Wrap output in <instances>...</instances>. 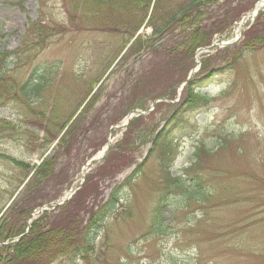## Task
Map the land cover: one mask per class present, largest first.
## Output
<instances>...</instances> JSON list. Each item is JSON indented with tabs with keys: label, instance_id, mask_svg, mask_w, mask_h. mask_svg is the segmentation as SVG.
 <instances>
[{
	"label": "rangeland",
	"instance_id": "374dc122",
	"mask_svg": "<svg viewBox=\"0 0 264 264\" xmlns=\"http://www.w3.org/2000/svg\"><path fill=\"white\" fill-rule=\"evenodd\" d=\"M182 1L161 3L168 12ZM260 1L230 0L244 13L213 42L238 43L195 51L194 68L205 60L213 68L197 90L209 101L183 107L182 97L150 100L157 82L134 89L144 77L168 78H152L163 61L148 51L154 3L143 20L131 2L95 12L86 0H0V52L15 56L0 80V227L43 216L48 229L92 235L87 253L50 264H264V43L245 45L255 22L242 20ZM183 80L171 86L181 90ZM35 81L44 89L27 98ZM137 103L147 108L132 109L142 123H125ZM156 136L172 143L169 160L152 146ZM62 138L79 143L67 153ZM114 147L112 168L104 167ZM48 158L54 168L26 193L35 174L25 169L36 173Z\"/></svg>",
	"mask_w": 264,
	"mask_h": 264
},
{
	"label": "trees",
	"instance_id": "16d2710c",
	"mask_svg": "<svg viewBox=\"0 0 264 264\" xmlns=\"http://www.w3.org/2000/svg\"><path fill=\"white\" fill-rule=\"evenodd\" d=\"M161 1L162 0H86L87 3H85V5L88 10L101 12L107 5H110L113 9L117 8L118 10H122L131 2L128 7L133 8V10L141 11V13L144 14L142 16L143 20H146L149 18V12L154 3L151 13L152 15L149 21L150 25L154 27L153 39L155 40L151 43L148 51L154 57L160 58L163 61L159 62L162 67L160 72L156 71L155 73H152V78L156 74L161 77L162 73L165 75L168 74V78L165 77L167 79L158 81L150 79V81H148L149 84H146L144 83V77L134 85V89L141 87L146 90L153 83L157 82L158 87L156 89L158 92L150 95V100L175 101L178 100L179 87L174 88L171 86L174 77L184 74V80L181 83L184 84V82L187 81L189 74L194 69L193 57L195 56V51L200 48L211 46L214 37L216 35L223 36L225 29L231 30L236 22V19L244 12H242V10L235 9L236 6L233 7V5L230 4V0H184L176 8H172L170 11L165 12L164 5ZM140 26L141 25L137 24L136 31H138ZM157 26H160L161 28L159 29ZM177 30L179 32L175 33ZM244 39L245 45L248 44L247 47H253L258 43H264V14H260L257 17L256 23L246 32ZM12 57L15 58L14 53L0 52V80L2 79L1 74L7 73L8 65L6 63ZM206 63L207 60H205L202 64V68L199 73L195 74L193 79L186 85L182 95V99L185 100L183 107L190 105L196 106L200 102L209 101L206 96L197 91L198 89L206 88V83H208L209 79L213 77L211 75L213 74V68L206 65ZM38 80L40 81V79ZM43 89V84L35 81L33 85L29 87L28 91H26V89L24 90V95H26L27 98H33V96H39ZM129 109L128 113H130L132 109L144 110L147 108L145 107V104L138 106L137 103L136 105H131ZM142 117L133 120L132 124L142 123ZM120 118L121 117L117 120H113L115 121L113 124H117ZM76 124V121H74L70 125L67 133L64 134L65 137L73 136L74 132L77 130ZM66 126L67 125L65 124L63 129H66ZM57 133H60V130H57ZM55 139H57V137ZM157 139L158 138L154 140V148L156 149L159 147L164 154V160H166V158L169 160L171 157L170 152L173 149L172 143L167 141V139L164 141ZM78 143L79 141H76L74 146H77ZM71 144H65V140L62 138L59 141L58 146L68 153L74 147ZM73 149H75V147ZM114 149L115 147L112 148L111 152L103 160L105 165L104 167H106V165H110L109 167L112 168L115 154L113 153ZM202 152L204 153V148H199L196 157L197 163H200ZM17 164L20 167L22 165V163ZM54 166V163H51V159L48 158L47 161H44L42 165L37 168L36 173V168H26L25 170L34 172L35 174L28 182L29 184L27 186L26 193L34 184H40V182L36 183L35 180H37V178L40 181L45 179V176L52 171ZM34 181L35 183L30 184V182ZM177 181L180 182L181 179H177ZM127 182H130V180ZM178 188L179 186L177 189ZM181 189L184 188L181 187ZM116 194L117 193L114 192L109 198V205H113L118 201ZM72 200H75V197H73ZM31 212H24L22 214H24L23 216L26 218L28 215H31ZM44 214L47 215V212H44ZM43 219L44 217L41 216L39 219L34 221L27 234H25L27 230V227L25 228L26 225L20 226L12 224L11 227L1 225L0 264H50L57 257L67 255L80 256L91 250L92 243L90 238L92 235H88V237L83 235L82 239L78 240L77 233H69L64 232L63 230L57 231L54 228H46L42 224ZM96 220L97 215L93 216L90 221L91 224H97ZM18 238L20 239L18 240Z\"/></svg>",
	"mask_w": 264,
	"mask_h": 264
},
{
	"label": "water",
	"instance_id": "95a60500",
	"mask_svg": "<svg viewBox=\"0 0 264 264\" xmlns=\"http://www.w3.org/2000/svg\"><path fill=\"white\" fill-rule=\"evenodd\" d=\"M136 113H137V112H136ZM128 119H130V117H129ZM110 144H111V143L108 142V149H106L104 152H102L101 155H100V157H101V156H104V155L107 153V151L111 148V145H110ZM97 161H98V159H93V160H91L90 163L86 166V168L91 169L90 167H92Z\"/></svg>",
	"mask_w": 264,
	"mask_h": 264
}]
</instances>
